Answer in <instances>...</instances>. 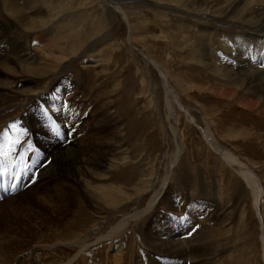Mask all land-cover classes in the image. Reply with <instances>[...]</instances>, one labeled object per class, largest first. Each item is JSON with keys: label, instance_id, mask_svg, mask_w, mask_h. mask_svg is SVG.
I'll return each mask as SVG.
<instances>
[{"label": "rangeland", "instance_id": "374dc122", "mask_svg": "<svg viewBox=\"0 0 264 264\" xmlns=\"http://www.w3.org/2000/svg\"><path fill=\"white\" fill-rule=\"evenodd\" d=\"M108 1L120 6L127 22L117 11L109 17L108 6L101 0H31L33 10L27 22L18 14H7L3 7L7 1L0 0L4 34L20 38L25 57H30L28 61L9 64L1 62L0 57V124H5L0 128V142L26 141V134H15V130L22 132L27 127V116L44 126L50 119L48 110H52L59 114L57 120L64 129L62 143L75 140L79 145L90 143L112 151L120 145L111 161L104 158V171L91 169L92 173L104 172L100 174L108 187L94 190L102 194L101 200L108 206L98 200L90 205L105 218L103 231L119 221L122 211L138 215L119 239L84 251V264H155L156 260L163 264L158 257L162 255L150 256L145 249L147 239L167 235L183 240L196 233L194 240L202 242L205 235L200 237L199 230L205 232L204 226L216 239L220 237L211 248L204 243L196 246L211 254L208 264H264L260 223L252 210L249 190L204 141L200 128H209L226 147L264 175V97L254 96L247 83L234 86L233 95L227 96L222 94L221 85L229 78L223 77L226 65L233 66L229 69L233 75L241 58L264 72V0ZM1 36L3 52L9 42ZM142 54L164 71L194 123L173 103H165L163 80L152 65L145 66ZM83 80L92 83L86 85ZM49 83L51 88L45 89ZM78 85L86 95L85 102L71 98L72 93L82 95V91L77 93ZM245 100L255 106L247 105ZM99 129L105 135L104 145L96 143L102 138L98 136ZM48 130H37L30 137L36 154L41 150L50 155L46 145L52 139L62 140L58 128ZM25 146L30 153V147ZM51 157H47L48 161ZM52 160L57 163L58 175L74 177L67 160ZM66 171L70 174L60 173ZM37 180L39 187L49 178L38 176ZM157 190L158 198L169 197L172 206L157 200L151 209L139 214ZM17 191L16 194L26 192L20 187ZM37 193L36 189L28 192L30 197ZM8 198L6 203L16 209L9 216L0 215V240L7 243L0 257L6 263L27 259L35 243L54 244L67 238L72 229L91 226L88 216L73 210L55 227L48 211L38 212L23 198ZM3 200L1 210L5 207ZM261 201L264 216V196ZM95 204L107 208L96 209ZM61 252L57 249L50 253L60 256ZM4 253L11 254L9 260Z\"/></svg>", "mask_w": 264, "mask_h": 264}, {"label": "bare ground", "instance_id": "6f19581e", "mask_svg": "<svg viewBox=\"0 0 264 264\" xmlns=\"http://www.w3.org/2000/svg\"><path fill=\"white\" fill-rule=\"evenodd\" d=\"M6 1H7V3H5L6 5L3 7H4V10L6 9L7 14H9V15L18 14L19 17L24 18V20H26V22L29 20L30 16L28 14H30V12H32V11H30L32 9V6H31L32 2H30L31 0H27V1L6 0ZM101 1L104 2L103 4L108 6V9L106 11L109 14L108 15L109 17L112 15L113 11H117L120 13L121 18L123 20H125L126 22L128 21L126 19L125 13L123 12V10H121L119 5H117L116 3L110 2L108 0H101ZM259 1H262V0H259ZM6 12H4V13L6 14ZM32 15H33V13H32ZM12 26H13V24H12ZM4 33H5V30H3L2 27L0 26V34L3 35L1 37L6 39L7 42H9V48L5 49V51H3V52H0V57H3V60H1V62L9 64V62L20 63V62L28 61L30 57L29 56L25 57L27 55V53L26 54L24 53L25 47L21 45V39L18 37H13L9 33H8V35H7V33L6 34H4ZM223 48H226V47L224 46ZM22 53H24V54H22ZM241 54H239V56L243 57ZM142 55H143V58L145 59V63H144L145 66L148 68V66H149L148 64L152 65L159 72V75H160L161 79L163 80L164 93L166 96L165 97V103L166 104L169 103V105H171V103H173L175 105V107H177L179 110L184 111V113L186 114L187 119L190 123H194L193 116L190 115L189 112L185 110L184 106L182 105V103L180 102V100L178 98V95H176L174 93L171 84L166 79L167 75L164 74V71H162L158 65H156L153 61H151L144 54H142ZM203 55L206 56V54L204 52H203ZM237 63H238L237 71L235 73L233 71V75L230 74L232 72L229 71V69L232 68L233 66L232 65H226L228 67H227V69H225V72H223V77L225 78V77L229 76V78L227 80L225 79V83H224V81L221 82V83H223L221 85H223V89H224L222 91L223 92L222 94L227 95V96L228 95L232 96L233 91H234V86L240 85V84L245 85L247 83L249 85L247 87H249L251 89V93L254 96H258V97L260 96V98L263 99V97H264V72L258 70L256 67L254 68L253 65L247 63L244 58H241L240 61ZM85 73H87V71ZM88 82H85L86 85H90V83H92V82H90V83H88ZM51 86H52V84L47 86L45 89L51 88ZM92 86L93 85L91 84L90 87H92ZM76 88H77V86H76ZM77 89H78L77 93H80L82 91L81 88L79 87V85H78ZM214 91H216V90H214ZM81 94L82 95L79 97V96H77L76 93H72L71 98H76V99L79 98V100L81 99L83 102L87 101L86 98H84V96L86 97L85 93L82 91ZM89 97H91V96H89ZM97 97L98 96L95 95L96 99H97ZM251 101L249 100V102H251ZM249 102H247V100H245V103L247 105L255 106L254 102L253 103H249ZM27 105H28V103H26V105H24L25 106L24 111L27 109ZM263 113H264V111H263ZM48 114H49L48 116H50V119L45 121L44 126L40 122L38 123L33 116L31 119L29 118V116H27L28 117L27 119H28L30 124L28 122L23 121L27 127L22 128L21 129V131L23 130L22 132H20L18 129L15 130V134H26V136H27V138L25 139L26 141L19 142V143L15 144L12 142V140L9 142H5L8 140V139H6V140H3L0 142V143H2V144H0V174H1V172L3 174H5L6 171H8L7 172L8 176H6V177H8L10 180H13V178L16 174H19V177H20L17 185L15 186V188L13 190V193L8 194L7 197H10L8 199H12V200H13V198L14 199L15 198L16 199H22L23 198L27 201L28 204L29 203L32 204L33 207H35V209L38 212L48 211L52 217L51 220L56 222L55 227L60 226V223H62L63 219H65L73 210L76 211L77 213H83L84 216L86 215L85 217L88 216V221L90 222L91 226L87 227V229H85V230H82V229L80 230L79 227H77L76 230L72 229L73 232L70 235H68L67 238H64V239H62V241L60 240L59 242L54 243V244H48L45 246H40L39 243L38 244L35 243V244L30 246L31 249L28 251L30 253V256L27 259L23 260V259L19 258L18 260H13L10 264H15V263L16 264H84V258L86 257L83 255V254H86V253H84V251H86L89 247H91L93 245L104 244L107 241H112L113 239L118 238V236H120V234H122V232L125 231V227L129 224V222L132 221L133 219H136L137 217L135 218V216L138 215V212H137V214L135 213L136 215H134V214L128 215V214H125L124 211H122L121 218L119 219V221H117L110 228H107L104 231L102 230L104 227L102 220L105 218L103 216H101V214H99L97 211H93L92 205H90V203L91 202L95 203V202H97L96 200H98L99 202H103L101 200L102 194H98L97 190H94V189L99 188L98 189L99 191H104L105 188L108 187L106 182H104V179H103L104 175H101L100 173H104L103 172L104 169H102V168L104 167V164H106L104 162V161H106L105 159L111 161L110 157L116 156V153H117L116 150H118L120 145L117 146V149H114L112 151L110 149H106L105 147L103 148L101 146H98L95 144H90V143H88L86 145H79V144L75 143V140H73V142L69 143V144L62 143V142H64V135L62 134V133H64V129L57 120L59 117V114L56 113L55 111H52V110H48ZM4 125L5 124H0V128ZM55 126H58V129L60 130L61 134L63 135L62 140L61 139H59L58 141H56L57 139L56 140L55 139L50 140V143L47 144L45 147L46 151L49 150L48 154H50V155H47L45 153L42 154L41 150L39 152L40 154L39 153L36 154V147L31 142L30 137H32L35 134V131H37V130L46 131V129H49L51 132H54L53 129ZM200 128H201V133H202L204 141H206L208 146L221 158V160L223 161V163L226 166L230 167L233 171H235L237 177L241 180L242 183L245 184V186H247V188L249 190V195H250V197L252 199V203H253L252 210L254 209L255 216H257V218L259 219V223H260V228H259L260 236H259V238H260L261 247H262V257H263L262 261L264 262V216L262 215V201H261L263 196H264V185L262 184V180L264 178V175L258 174L251 163L245 162L243 159H241L240 156L236 155L230 148L226 147L220 140H218L216 138L214 133L209 128H207V127L206 128L200 127ZM172 130L174 133H176L174 127L172 128ZM77 133H79V132H77ZM86 134H87V132L85 131L84 135L86 136ZM5 135H7V134H5ZM99 135H101L102 138L96 139V143L98 142L99 144L104 145L105 135L103 134L102 129H99L98 136ZM2 136L3 135H0V138ZM81 136H83V135H81ZM93 136H94V134L90 137L89 140H91V138ZM28 138H30V141H28ZM81 141L85 142L86 140H83V137H82ZM25 144L30 147V153L25 151V148H26ZM39 148H41V146ZM107 155H109V156H107ZM49 156H52L51 157L52 159L53 158H59L61 160H63V159L67 160L66 162H69L70 167H72L73 172H75L74 177H71L68 175L67 178H64V176H61L60 174L58 175L57 163L53 162L52 159L48 161L47 157H49ZM117 159H118V162H120V160H121L120 157H117ZM176 160H177V158L174 161H172L171 164L174 163ZM108 162H107V164H108ZM113 163L114 162H112V164ZM116 166H117V164H116ZM96 168L103 170V171L92 173V171H94V170H91V169H96ZM60 173L70 174L67 171L66 172H60ZM38 176L41 179H43L44 177L49 178V181H46L45 183H42L41 186L37 187ZM51 178H54V179H51ZM167 178L168 177H166L164 181L162 180L163 181L162 187H164ZM94 181H96L95 184H94ZM102 182H104V183H102ZM19 187L25 189L27 194H28V192H30L34 189H36L38 193L35 194L34 197H30L29 196L30 194L26 195L25 191L22 194H16V193H18V191L16 192V190ZM50 189H53V190H50ZM159 193H160V190H157V192H155L151 196V199L148 201L145 210H142L139 214H141L142 212H144L148 209H151L153 204L157 200H158L157 203H159V204H162V202L166 203L165 204L166 207L172 206L168 203V202H172L169 197H160L161 198V201H160V198H158ZM14 194H16V195H14ZM176 196H177V194H176ZM1 197H3V196H1ZM7 197H5L6 199L3 198L4 200L2 199L3 201H1L2 203H5L3 205L5 207L2 210L0 209V215H8L9 216V213H13V208L16 209L14 207V205H12L10 203L7 204L8 203ZM165 198H167V199H165ZM121 200L122 199H120L119 202ZM103 204H105V206H108L107 202L106 203L103 202ZM113 204H115V203H113ZM95 205H97V204H95ZM95 208L96 209L102 208V209L106 210L107 207L105 208L103 205L102 206L97 205V206H95ZM106 220H107V218H106ZM88 221H86V222H88ZM79 224L82 225V224H84V222H80ZM202 228L205 230V232H201V230H199L200 231V235H199L200 237H203L205 235L202 238V242H198V239L194 240V238L196 237V233L193 234L191 236V238L189 237V238L183 239V240H178L176 238V236L171 237V236L166 235L164 238H162V236L158 237L156 235V236H153V237L146 240L147 245L144 244V246H146L145 249L149 252L150 256H152L153 254H157V253L162 255V256H158V257H161L163 259V264H185V262H188V264H208L209 261L207 258H209L211 256V254L209 255L206 252H202V251L198 250V248L196 246L201 247V246H199V243L200 244L204 243L205 245H208V247L213 246L214 242L216 240H218L220 237L218 239H216V236L213 235V233H210V229H208V227L205 228V226H204ZM49 229H51V228L49 227ZM199 229H201V227ZM199 231L197 233H199ZM37 232H39L38 233L39 237H42L44 235L43 232L40 231V229H38ZM221 234H222V232H221ZM221 234H219V235H221ZM236 235H237V232H236ZM231 236L233 238V236H235V235H231ZM237 238H239V237L237 236ZM6 244L7 243H4V239L0 240V251L4 250V248H5L4 245H6ZM140 244H142V243H140ZM237 244H239V243H237ZM224 245H226V244H224ZM230 246H232V244ZM223 247H225V246H223ZM57 249L62 250L60 256H54L50 253V252H53ZM123 249L124 248L122 247L121 251H123ZM213 250L215 251V249H213ZM226 251H224V253ZM235 251H237V250H235ZM46 253L51 254V255L50 256L46 255ZM217 253H218V251H217ZM4 254H7L6 258L11 255L9 253H4ZM137 254H139V253H137ZM176 254H178V255H176ZM111 255H113V254H111ZM229 255H230V253H229ZM216 257L217 256H215V258ZM220 257L221 256H219L218 259ZM0 258L2 259V257H0ZM7 259L9 260V258H7ZM204 259H205V261H204ZM210 259H213V257ZM2 260H4V259H2ZM155 260H156V258H155ZM6 261L7 260L0 261V264H9V263H6ZM156 261H155V264H160L158 261L157 262ZM214 261H215V259H214ZM230 263L232 264V262H230ZM119 264H124V262L119 261ZM129 264H131V263H129ZM135 264H137V263H135ZM221 264H225V263L221 262ZM227 264H229V263H227Z\"/></svg>", "mask_w": 264, "mask_h": 264}, {"label": "snow or ice", "instance_id": "6c2138e0", "mask_svg": "<svg viewBox=\"0 0 264 264\" xmlns=\"http://www.w3.org/2000/svg\"><path fill=\"white\" fill-rule=\"evenodd\" d=\"M261 66L264 67V63H262ZM65 106H67V105H66V102H65ZM56 128H58V126H56ZM56 128H54L53 130L55 131ZM22 131H23V130H22ZM16 143H19V140H17ZM13 187H15V185H13ZM190 234H191V233H189V235H190Z\"/></svg>", "mask_w": 264, "mask_h": 264}, {"label": "water", "instance_id": "95a60500", "mask_svg": "<svg viewBox=\"0 0 264 264\" xmlns=\"http://www.w3.org/2000/svg\"><path fill=\"white\" fill-rule=\"evenodd\" d=\"M143 56V55H142Z\"/></svg>", "mask_w": 264, "mask_h": 264}]
</instances>
